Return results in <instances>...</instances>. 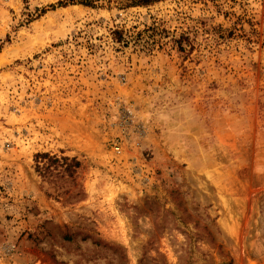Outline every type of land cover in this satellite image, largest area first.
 I'll return each instance as SVG.
<instances>
[{"label":"rangeland","instance_id":"1","mask_svg":"<svg viewBox=\"0 0 264 264\" xmlns=\"http://www.w3.org/2000/svg\"><path fill=\"white\" fill-rule=\"evenodd\" d=\"M130 3L0 0V264H264V0Z\"/></svg>","mask_w":264,"mask_h":264},{"label":"trees","instance_id":"2","mask_svg":"<svg viewBox=\"0 0 264 264\" xmlns=\"http://www.w3.org/2000/svg\"><path fill=\"white\" fill-rule=\"evenodd\" d=\"M129 1H131L129 7H148L165 0ZM82 4L85 6H91L92 3L89 1H84L82 2ZM62 5L63 3H60V6ZM35 159L37 163L36 171L43 178L53 176H68L69 178L74 179L77 171L81 168V163L76 158L70 159L68 157H63L61 159H58L55 156H51L49 153H38L35 155Z\"/></svg>","mask_w":264,"mask_h":264}]
</instances>
